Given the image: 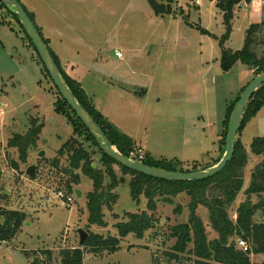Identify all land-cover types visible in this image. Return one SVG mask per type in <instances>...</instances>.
<instances>
[{"label": "rangeland", "instance_id": "374dc122", "mask_svg": "<svg viewBox=\"0 0 264 264\" xmlns=\"http://www.w3.org/2000/svg\"><path fill=\"white\" fill-rule=\"evenodd\" d=\"M156 1L164 6L170 3L172 13L157 16L148 0L20 3L42 34L41 24L47 28L43 36H51L49 45L59 56L62 70L81 83L99 111L127 119L126 124L120 122L124 133L141 142L151 155L176 159L185 170L193 171L195 165L200 169L218 159L219 131L222 139L227 109L259 72L241 62L224 72L222 52L243 50L252 26H260L262 30L253 35L251 51L264 61V0L242 2L229 24L216 6L217 0ZM8 10L14 11H0V105L4 110L0 118V192L9 195L2 206L25 212L26 222L12 242L0 245V264H30L36 258L44 264H61V252L79 246L80 229L120 238L115 225L126 221V214L148 211L147 200L144 196L139 203L133 200L132 177L124 175L118 165H108L85 135L78 139L85 149L96 151V168L106 171L112 166L117 178L125 180L114 191L118 199L113 211L104 209L108 226H88L87 195L93 191V182L81 172H75L81 182L74 191L63 190L73 202L67 206L57 197L62 169L69 166L68 155L60 156L59 150L75 137V131L69 117L57 110L61 97ZM249 70L253 73L247 74ZM141 87L148 90L147 95L129 99L122 93V89L135 93ZM33 123L35 127L43 124L42 132L37 145L29 149L27 162L22 163L8 142L26 135ZM259 138H264V107L236 137L247 151L248 165L243 189L229 210L233 221L238 207L247 200L245 192L252 173L264 162V156L251 151ZM135 149L146 153L143 148ZM55 159L60 161L59 168L53 166ZM12 161L17 163V170L12 168ZM31 166L36 169L34 176L26 173ZM109 182L107 177L106 185ZM76 190L82 192L81 198H77ZM252 198L254 204L264 195ZM156 201L155 225L142 239L132 234L121 239V248L113 255L86 252L84 264H194V257L189 255L181 256L180 262L167 256L176 242L170 237L172 228L189 221L190 198L184 193ZM196 214L206 225L209 240L217 239L208 209L199 206ZM253 222L264 223V210L255 213ZM239 239L233 240L238 248ZM247 246L253 250L251 242ZM45 251L51 254L49 263ZM250 259L252 264L264 263L263 254L251 253Z\"/></svg>", "mask_w": 264, "mask_h": 264}, {"label": "trees", "instance_id": "16d2710c", "mask_svg": "<svg viewBox=\"0 0 264 264\" xmlns=\"http://www.w3.org/2000/svg\"><path fill=\"white\" fill-rule=\"evenodd\" d=\"M17 1L20 3V0ZM148 1L157 16H164L172 13L170 3L169 5L164 6L160 5L156 0ZM217 1V8L223 12L226 23L229 24L237 6L242 2L250 4L254 0ZM3 9L9 8L6 6H0V11ZM8 11L24 32L25 37L29 42L28 46L33 48L37 53L15 12ZM28 15L34 23L32 16L29 13ZM3 22L6 23V20ZM0 24L2 23L0 22ZM259 30H262L260 26H252L243 50L238 52L224 50L222 52L221 66L224 72H229L237 62H241L253 69H257L259 72L256 73V76L264 73V61L259 59L258 56L251 51V46L254 44L253 35ZM38 31L42 36L41 31L39 29ZM44 41L48 45V42L45 39ZM51 53L60 69L64 81L71 92L75 95L78 102L97 122L99 127L111 141L112 145L121 154L129 157L130 153L136 150L135 143L96 110L93 102L85 94L81 84L64 73L58 57L52 51ZM37 56L39 62L47 73L46 75L50 78L38 53ZM245 89L246 88H244V90ZM56 90L59 93L57 88ZM240 97L241 95L238 96L227 109V115L224 121V136L220 146V157L214 161L213 164L201 167L200 169L198 165H195L193 171H190L185 170L183 164L176 159H156L147 153H145V158L142 163L151 167L182 173L204 171L217 165L225 154L231 116ZM61 100L63 107L61 105L57 110L69 117L75 131V137L65 143L59 150L60 156H64L65 154L68 155L69 166L68 168L62 169L63 178L60 180L58 193L65 188L72 193L74 191V186L79 185L81 182L80 175L75 172H81L93 182V191L87 195V207L89 210L88 226H98L101 228H106L108 226V223L105 221L104 209H108L110 212L113 211L118 199V196L114 191L121 183H124L125 180L124 178H117L111 168L112 166H108L106 171H102L93 166L95 164L94 159L96 151L85 149L83 142L78 139L82 135H85V140L87 142H92L108 165H118L124 175L132 177V181L130 182L132 198L139 203L141 197L144 196L147 200L148 210L139 214H126L127 220L118 222L115 225L120 238L95 234L87 229L86 232L89 234V237L84 246L82 248L78 246L76 248L63 250L60 255L61 264H84V255L86 252L93 255L103 253L113 255L120 250L121 239H124L131 234L142 239L145 233L149 232L155 225V217L153 214L157 210V198L177 197L184 193L190 198V218L187 223H182L172 228L170 237L175 239L176 242L172 248L173 251L167 254L170 261L180 262L181 256L189 255L194 257V264H252L250 259L251 253L264 255V223L257 224L253 222V216L255 213L264 210V199L254 204L252 200L253 196L260 197L264 195V162L251 175V183L245 192L247 200L238 207L236 221H233V219L230 218L229 210L243 189L245 178L244 173L246 166L248 165L247 151L239 139H237L234 144V158L232 162L227 165L223 172L215 177L204 181H190L185 183L159 180L127 169L105 155L99 148L95 137L77 117L72 108L62 97ZM263 107L264 85L256 92L254 97L248 103L239 133L243 131L247 123L251 121ZM42 128L43 124H38V126L35 127V123H33L26 135H17L8 142L9 148L18 151L22 163L27 162L29 149L34 148L37 145ZM251 151L255 156H264V138L255 139L251 145ZM53 166L59 168V159L53 161ZM12 168L17 170V163L12 161ZM2 177L3 171L0 165V184ZM107 177L110 180L108 185L105 183ZM8 197L9 195L7 192H0V219H3L2 222L0 221V243L12 242L21 231L23 224L26 222L25 212L8 210L2 206V203L6 202ZM199 206H204L208 209L211 228L218 235L217 239L209 240L206 225L196 214ZM114 218L120 220L119 215H114ZM236 237L241 238L246 243L251 242L253 250L250 251L249 249L248 251H244L238 248L235 242H233ZM190 246H192V249H190ZM45 255H48L46 262L49 263L51 260V254L45 251ZM44 262L45 261L36 258L33 262H30V264H44Z\"/></svg>", "mask_w": 264, "mask_h": 264}, {"label": "water", "instance_id": "95a60500", "mask_svg": "<svg viewBox=\"0 0 264 264\" xmlns=\"http://www.w3.org/2000/svg\"><path fill=\"white\" fill-rule=\"evenodd\" d=\"M0 6H6L8 8L14 9L17 18L20 20L24 31L32 41L51 80L53 81L55 87L59 90L61 97L68 103V105L76 113L77 117L82 121V123L86 126L89 132L95 137L96 142L101 151L108 157L115 160L118 164L127 169L133 170L149 177H153L155 179L177 183H185L190 181H204L211 179L219 173L223 172L227 165L232 162L234 158V144L242 125L246 107L250 100L254 97L256 92L264 85V73L257 76L241 94L240 100L237 102L231 116L226 140L225 154L217 165L208 170L191 173L171 172L164 169L151 167L143 163L129 160L128 157L121 154L112 145L111 141L105 135L103 130L99 127L97 122L93 119L89 112L78 102L75 95L67 86L48 45L45 43L43 37L39 33L37 27L31 20L21 3H19L17 0H0ZM43 156L44 154L41 153L40 157ZM93 166L96 168L97 165L94 164ZM35 170V166H31L27 169L26 173L28 176H34ZM76 196L77 198H81L82 192L76 190ZM78 235L80 239L79 247L82 248L86 240L88 239L89 234L85 230L80 229L78 231Z\"/></svg>", "mask_w": 264, "mask_h": 264}, {"label": "crops", "instance_id": "0c3cea01", "mask_svg": "<svg viewBox=\"0 0 264 264\" xmlns=\"http://www.w3.org/2000/svg\"><path fill=\"white\" fill-rule=\"evenodd\" d=\"M41 30L43 31V34H45L46 33V35H47V28L43 25V24H41ZM42 33V32H41ZM43 34H42V36H43ZM51 36H49V37H47L46 36V38H44V36H43V38L48 42V47L50 48V45H49V42H51V38H50ZM51 49V48H50ZM52 51V50H51ZM53 52V51H52ZM54 53V52H53ZM55 54V53H54ZM57 57H58V59H59V56L57 55V54H55ZM66 72V73H65ZM65 74H67L70 78H72L71 77V75L65 70ZM253 73V71H247V74H252ZM73 79V78H72ZM73 80H75V81H77L76 79H73ZM78 83H80L79 81H77ZM81 84V83H80ZM113 85V84H112ZM122 93H125V94H128L129 95V97H127V98H129V99H134L135 97H140V96H144V95H147L148 94V90L146 89V88H144V87H141V88H139L138 90H137V92H135V93H133V92H131V91H128L127 89H122ZM131 95H133V96H131ZM126 98V97H125ZM128 100V99H127ZM135 102V104H138V101L137 100H135L134 101ZM94 105V104H93ZM95 106V105H94ZM95 108H96V106H95ZM96 110L97 111H99L97 108H96ZM107 120H109V122H111L114 126H116L117 128H118V130L119 131H121L123 134H125L124 133V131H125V128H123V126L120 124V122L122 121V122H124L125 124H126V120L127 119H124V118H121L120 116H117V115H115L114 113H112V112H107V110H101V111H99ZM226 115H227V112H226ZM226 115H225V118H224V120H223V126H222V128H224V121H225V119H226ZM117 119H121V120H117ZM126 132V131H125ZM222 132V131H221ZM125 135H127L129 138H131L132 139V141L135 143V145L137 146V147H140V148H143L144 150H145V152L148 154V155H150L151 157H154V158H156V159H159V158H157V157H155V156H153V155H151L150 153H148L147 151H146V149H145V147H143L142 145H141V142H138L136 139H134L133 138V136L132 135H129L128 133L127 134H125ZM221 137H220V131H219V155H218V158L220 157V146H221ZM160 158H163V157H160ZM164 159H167V158H164ZM217 159V157L215 158V159H213V161L214 160H216ZM168 160H171V159H168Z\"/></svg>", "mask_w": 264, "mask_h": 264}, {"label": "built area", "instance_id": "2783aa9c", "mask_svg": "<svg viewBox=\"0 0 264 264\" xmlns=\"http://www.w3.org/2000/svg\"><path fill=\"white\" fill-rule=\"evenodd\" d=\"M119 57H122V54L120 52H117L116 53ZM4 115V110L2 109L1 105H0V118ZM145 158V153L142 149H139V150H134L130 153V156L128 157L129 160L131 161H134V162H139V163H142V161L144 160ZM57 197L59 199H62V200H65V203L67 206L70 205V203L73 202V199L69 196H66V194L64 193V191H61L59 193H57ZM3 244V243H0V245ZM238 246L240 249L244 250V251H248L249 248L247 246V243L242 240V239H239L238 240Z\"/></svg>", "mask_w": 264, "mask_h": 264}]
</instances>
